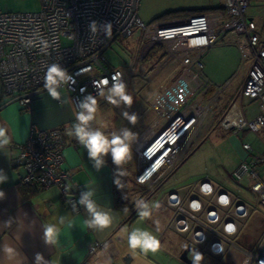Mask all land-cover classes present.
Wrapping results in <instances>:
<instances>
[{
	"label": "built area",
	"instance_id": "obj_1",
	"mask_svg": "<svg viewBox=\"0 0 264 264\" xmlns=\"http://www.w3.org/2000/svg\"><path fill=\"white\" fill-rule=\"evenodd\" d=\"M39 2L40 10L34 13L3 12L0 8V80L3 93L9 101H17L24 108H31L33 99L45 89V72L52 63H59L73 75L75 82L63 88L69 91L76 110L83 96L96 95L93 81L107 77L110 87L111 76L122 71L110 69L104 53L119 37H129L136 29L142 33L140 58L158 47L162 50L157 71L169 65L178 66L176 78L162 86L151 103L157 111L168 112L162 114L167 120L171 119L169 112L174 107L188 103L189 109L171 120L149 147L144 149L157 134L137 147L134 178L137 185H158L183 162L186 137L193 132L200 114L211 111L209 104L192 101L204 94L209 86L201 74L202 58L221 38L227 44L235 45L243 59L251 62L239 95L248 102H257L258 113L246 119L240 105L233 101L227 107L220 126L234 135L264 130V17H260L257 23L247 15L249 0H223L218 11L151 23H145L139 17L140 0ZM91 21L98 25L111 23L110 38H105L102 31L91 36ZM36 37L42 38L47 47L39 40L35 46H27V40ZM123 80L128 85L124 74ZM96 98L102 97L96 95ZM197 109L200 110L198 114L195 113ZM70 127L46 130L31 124L25 144L18 148L14 165L22 170V183L35 184L42 189L58 188L68 209L80 213L85 210L78 204L82 191L77 186H67L70 173L63 167V149L72 138L67 134ZM169 130L175 132L165 137ZM71 145L77 147L79 143L72 142ZM243 149L250 151L251 147L243 144ZM255 160L253 164L240 163L232 177L237 181L248 178L251 192L264 205V180L253 166L258 165L264 170V152ZM225 199L226 203L223 202ZM160 204L170 212L169 230L183 236L188 245L216 258L223 257L228 246H236L234 240L242 224L254 212L247 202L227 190L214 187L208 179L167 192ZM88 253L93 264H100L97 261L100 253L106 255L105 264H112L113 258L119 254L110 240L95 241ZM241 253L244 257L240 264H264V239L256 256L244 251Z\"/></svg>",
	"mask_w": 264,
	"mask_h": 264
},
{
	"label": "rangeland",
	"instance_id": "obj_2",
	"mask_svg": "<svg viewBox=\"0 0 264 264\" xmlns=\"http://www.w3.org/2000/svg\"><path fill=\"white\" fill-rule=\"evenodd\" d=\"M222 4L223 0H140L138 14L145 23L168 21L192 15L186 13L163 16L166 12L207 9ZM248 6L247 15L259 23V18L264 17V0H249ZM0 8L3 12L34 13L40 10V2L39 0H0ZM141 37V30L136 29L129 37H119L104 53L107 66L122 71L128 82L127 90L133 96L131 108L123 105L115 107L104 98H97L99 110L94 121V127L101 128L109 135L124 127L136 133V140L132 145V159L122 167H116L120 197L126 200L128 206H134L130 220L124 228L125 236L127 237V233L134 228L146 229L156 235L161 243L160 250L156 253L144 254L146 258L157 264H185L178 258L188 241L183 236L173 234L167 228L170 212L163 208L160 201L171 190L192 186L200 180L208 179L214 187L228 190L245 200L254 212L242 224L241 231L234 240L236 246H228L227 252L221 258L204 254L201 264H240L244 257L241 252L256 256L264 239V205L251 192L249 179L245 177L237 181L232 177V173L242 161L240 149L242 145L249 143L255 151L261 145L263 148L264 132L245 131L233 136L231 132L221 128L220 122L231 103L228 105L230 99L235 98L240 101L238 92L251 67V62L244 60L237 47L227 44L222 38L204 54L201 74L209 86L204 94L196 96L192 101L195 104L201 102L209 104L211 111L206 112L205 115L200 114L193 132L186 137L184 160L175 172L158 185L139 186L134 181L137 169V147L159 134L171 120L189 109L188 103L174 107L169 112L171 119L167 120L162 115L164 112L168 113L166 110H162L161 113L152 106L151 101L155 93L160 86H167L175 68L166 67L149 80L159 66L161 61L159 54L162 49L155 47L144 58H140ZM210 90L214 93L210 94ZM255 106L257 107L253 104L251 108ZM124 111L138 114L134 126L123 117ZM199 111L197 109L198 113ZM109 159L111 160L110 155ZM262 174L264 177V171H261ZM141 199L160 204V208L153 211L151 218L142 219L138 215L136 202ZM137 251L140 250L137 249L135 252L130 250L136 256L132 264H143L145 260L137 258L139 253ZM189 258H192V253H189Z\"/></svg>",
	"mask_w": 264,
	"mask_h": 264
},
{
	"label": "crops",
	"instance_id": "obj_3",
	"mask_svg": "<svg viewBox=\"0 0 264 264\" xmlns=\"http://www.w3.org/2000/svg\"><path fill=\"white\" fill-rule=\"evenodd\" d=\"M166 67L175 68L174 73L170 76V81L167 83L168 85L176 78L179 68L174 65ZM161 70L157 71L156 69L149 80L153 79ZM161 87L157 92L160 91ZM209 93L212 94L214 91L210 90ZM239 97L241 98L240 101L231 98L228 105L230 102H237L242 108L244 117L246 119L253 118L258 113L257 102H248L240 95ZM253 104H256L257 107L251 108ZM75 112L71 95L65 88L61 89V100L59 101L51 98L47 90L44 89L33 99L31 108H24L17 101L7 99L3 93V85L0 80V128L5 129L10 140L8 145L0 148V169L8 176L7 182L0 184V191L5 193V198L0 199V264H35L37 253L43 256V264H93V259L88 253L90 245L95 241L105 242L107 240H110L119 252L113 258L112 264H127L125 261L127 254L130 256L129 264H132L136 258L135 254L130 252L124 232L133 209L127 205L126 200L120 197L121 190L118 188V180H116V188L114 165L109 156L105 157L106 165L96 171L83 146L80 144L77 147L71 145L72 142H78L74 137L70 139V143L69 140L66 142L63 149V167L70 173L67 186H77L81 191L86 190V185L95 188L93 198L103 210L110 211L116 218L113 225L108 229L96 230L84 224V220L88 218V213L85 210L80 213L69 210L56 187L40 188L36 192L33 188L30 191L21 189L22 170L14 165V159L18 155L19 146L25 144L27 140L31 124L46 130L66 125L71 126L75 122ZM260 132H264V130ZM250 147V151L244 150L243 145L240 148L241 163L253 164L255 159L264 152L262 145L257 151L252 149L251 145ZM253 166L264 180L263 174L261 175V171L264 170L258 165ZM125 208L127 212L124 211ZM61 216L66 217V223L59 225L61 232L57 243L46 245L43 240V227L48 224H58ZM69 220L71 221L70 227L67 225ZM164 236L165 234L161 240ZM5 245L16 251L15 257L11 260L3 250ZM137 252H139L137 258L146 261L143 264H157L146 258V255L141 251ZM97 261L100 264H105L107 262L106 255L100 253Z\"/></svg>",
	"mask_w": 264,
	"mask_h": 264
},
{
	"label": "clouds",
	"instance_id": "obj_4",
	"mask_svg": "<svg viewBox=\"0 0 264 264\" xmlns=\"http://www.w3.org/2000/svg\"><path fill=\"white\" fill-rule=\"evenodd\" d=\"M112 25L111 23H104L98 25L96 21L89 23V31L91 36L98 35L99 32H103L105 38H110ZM23 39V38H22ZM36 40L45 47L46 42L39 37L35 39H28L27 46H35ZM43 50V49H42ZM74 77L68 70L62 67L59 63H52L47 66L44 87L47 90L48 95L59 101L61 100V89L69 83H74ZM110 81L107 77L100 79L99 81H93V86L96 89V95L104 98L109 104L115 107L131 108L133 104V96L127 90V84L123 80V74L116 72L111 76ZM96 95L87 94L76 105L75 122L67 130L69 136L74 137L80 145L87 151L89 160L92 162V166L96 171H99L106 165L105 157H111L113 165L117 168L122 167L132 159V145L136 140V133L130 128L124 127L118 131H113L110 135L106 134L99 127H94V121L96 120L97 112L99 110L98 101ZM123 117L131 125H135L138 120V114L135 112L129 113L124 111ZM10 143L9 137L6 135V131L0 128V148ZM8 176L0 169V184L7 182ZM141 182H144V178H141ZM95 195V188L87 186L86 190L82 191L78 200V204L83 206L88 213V218L84 220L89 228L96 230H104L110 228L115 217L110 211H105L93 198ZM5 198V193L0 191V199ZM136 208L138 215L142 219L151 218L153 211L160 208L158 202H147L143 199L136 202ZM127 212V209H124ZM66 217L61 216L58 224H48L43 227V240L46 245H55L60 235L61 229L59 225H65ZM67 225L71 226V221H67ZM127 243L130 250L135 252L139 249L142 253L148 252L156 253L161 248L160 240L152 232L142 229L134 228L127 233ZM4 252L11 260L15 257L16 251L12 247L4 246ZM204 260V255L193 250L192 252V264H201ZM44 258L41 254L35 255V264H43Z\"/></svg>",
	"mask_w": 264,
	"mask_h": 264
},
{
	"label": "trees",
	"instance_id": "obj_5",
	"mask_svg": "<svg viewBox=\"0 0 264 264\" xmlns=\"http://www.w3.org/2000/svg\"><path fill=\"white\" fill-rule=\"evenodd\" d=\"M218 10H221V6L219 7H214V8H207V9H195V10H177V11H170V12H166L163 14V16H168V15H178V14H186V13H189L191 15H195V14H201V13H204V12H208V11H218ZM161 58V57H159ZM113 166V165H112ZM114 168V182L116 184V188H117V177H118V170L116 169V166L114 165L113 166ZM21 185V189L24 191V190H28L30 191L31 188H33L36 191H39L40 187L38 185H33V184H24V183H20ZM117 190V189H116ZM134 207V206H133ZM131 206V208H133Z\"/></svg>",
	"mask_w": 264,
	"mask_h": 264
},
{
	"label": "water",
	"instance_id": "obj_6",
	"mask_svg": "<svg viewBox=\"0 0 264 264\" xmlns=\"http://www.w3.org/2000/svg\"><path fill=\"white\" fill-rule=\"evenodd\" d=\"M251 19H249V21H250ZM164 131H161L159 134H157V136H155V138H153V140L151 141V142H149L146 146H145V148L144 149H146L147 147H149V145H151L162 133H163ZM193 250H197V251H199V252H201L203 255H204V253H203V251H201L200 249H198V248H196V247H193L192 245H187L184 249H183V251H182V253L180 254V256H179V260L181 261V262H183V263H185V264H192V261H191V259L192 258H189V253H192L193 252ZM125 261H126V263L127 264H129L130 263V256L128 255V256H126V258H125Z\"/></svg>",
	"mask_w": 264,
	"mask_h": 264
},
{
	"label": "bare ground",
	"instance_id": "obj_7",
	"mask_svg": "<svg viewBox=\"0 0 264 264\" xmlns=\"http://www.w3.org/2000/svg\"><path fill=\"white\" fill-rule=\"evenodd\" d=\"M196 114H198V112H197V110H196ZM178 123H176V125H177ZM188 130V129H187ZM170 132V133H169ZM169 132H167V133H165V137H169V136H171L172 135V133L173 132H175V131H173V130H169ZM185 133V132H184ZM161 142V140L158 142V144ZM157 146V145H156Z\"/></svg>",
	"mask_w": 264,
	"mask_h": 264
},
{
	"label": "flooded vegetation",
	"instance_id": "obj_8",
	"mask_svg": "<svg viewBox=\"0 0 264 264\" xmlns=\"http://www.w3.org/2000/svg\"><path fill=\"white\" fill-rule=\"evenodd\" d=\"M188 245V244H187ZM198 249H200V248H198ZM201 251H202V249H200ZM204 254H208V253H205V252H203ZM208 255H210V254H208ZM211 256V255H210ZM213 257V256H212Z\"/></svg>",
	"mask_w": 264,
	"mask_h": 264
},
{
	"label": "snow or ice",
	"instance_id": "obj_9",
	"mask_svg": "<svg viewBox=\"0 0 264 264\" xmlns=\"http://www.w3.org/2000/svg\"><path fill=\"white\" fill-rule=\"evenodd\" d=\"M157 163H159V161H157ZM223 202H225V203H226V202H227V201H226V199H225V200H223Z\"/></svg>",
	"mask_w": 264,
	"mask_h": 264
}]
</instances>
